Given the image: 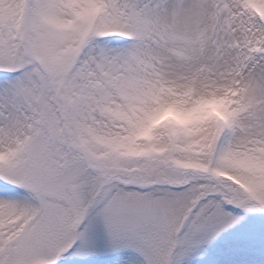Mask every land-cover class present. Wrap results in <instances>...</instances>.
<instances>
[{
    "label": "snow or ice",
    "instance_id": "1",
    "mask_svg": "<svg viewBox=\"0 0 264 264\" xmlns=\"http://www.w3.org/2000/svg\"><path fill=\"white\" fill-rule=\"evenodd\" d=\"M0 264H264V0H0Z\"/></svg>",
    "mask_w": 264,
    "mask_h": 264
}]
</instances>
